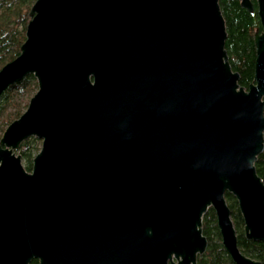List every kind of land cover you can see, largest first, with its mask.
<instances>
[{"label":"water","instance_id":"obj_1","mask_svg":"<svg viewBox=\"0 0 264 264\" xmlns=\"http://www.w3.org/2000/svg\"><path fill=\"white\" fill-rule=\"evenodd\" d=\"M238 85L218 0H35L0 93L37 89L0 138V264H197L208 207L236 264L225 192L264 241V0ZM253 11L252 0H240ZM41 139L31 170L15 153Z\"/></svg>","mask_w":264,"mask_h":264},{"label":"trees","instance_id":"obj_2","mask_svg":"<svg viewBox=\"0 0 264 264\" xmlns=\"http://www.w3.org/2000/svg\"><path fill=\"white\" fill-rule=\"evenodd\" d=\"M34 2L35 0H0V68L20 53L30 20L29 11ZM218 3L225 22L224 49L228 62L231 69L239 74L238 85L247 89L253 82L254 34L256 30H261L256 1L252 0L253 11L242 7L240 0H218ZM36 89V78L29 73L0 93V138L6 126L21 114V104L26 107ZM35 139L33 136L24 139L15 150L25 159L24 167L27 170L32 167L34 156L31 154V143ZM39 149L36 148L35 154ZM254 167L256 174L264 180V147L257 155ZM224 195L230 208L239 250L264 264V241L245 236L237 200L229 192ZM200 229L206 238V247L203 253L196 256L197 264H236L222 243L213 208L208 207L203 214ZM29 264L39 263L37 259H32Z\"/></svg>","mask_w":264,"mask_h":264},{"label":"rangeland","instance_id":"obj_3","mask_svg":"<svg viewBox=\"0 0 264 264\" xmlns=\"http://www.w3.org/2000/svg\"><path fill=\"white\" fill-rule=\"evenodd\" d=\"M36 91V90H35ZM29 101V100H28ZM22 106H21V108H22V112L26 109V107L24 106V104H21ZM12 109V108H11ZM21 112V113H22ZM34 137V136H33ZM34 138H36L34 141H32V143H31V154H32V156H34L35 155V150H36V148H40V145H41V139L40 138H37V137H34ZM15 153H18L17 151H15ZM19 154V153H18ZM24 161H25V159L21 156V162H22V164L24 165Z\"/></svg>","mask_w":264,"mask_h":264}]
</instances>
